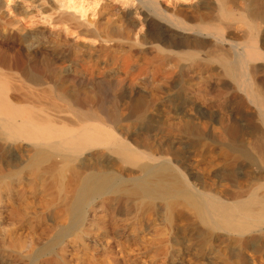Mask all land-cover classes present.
Wrapping results in <instances>:
<instances>
[{"label": "bare ground", "instance_id": "1", "mask_svg": "<svg viewBox=\"0 0 264 264\" xmlns=\"http://www.w3.org/2000/svg\"><path fill=\"white\" fill-rule=\"evenodd\" d=\"M30 170L27 264H264V0H0V192Z\"/></svg>", "mask_w": 264, "mask_h": 264}, {"label": "rangeland", "instance_id": "2", "mask_svg": "<svg viewBox=\"0 0 264 264\" xmlns=\"http://www.w3.org/2000/svg\"><path fill=\"white\" fill-rule=\"evenodd\" d=\"M117 8V7H116ZM100 17L98 18V19H96V21H95V24L97 25V26H102V27H105L106 25H107V19H109V15H108V8L107 7H103V9H100ZM114 12L115 13H118V8L117 9H115L114 10ZM89 20L91 21L92 20V18H89ZM93 21V20H92ZM40 28H42V26H40ZM43 31V30H42ZM33 36H35V35H33ZM48 38H51V40L52 39H54L55 41H54V43H51V40L48 42ZM65 45H68V46H72V47H74V45H72V43H65V42H63L62 41V39L60 38V37H58V36H51V37H49V36H47V37H45L43 40H42V46H43V52L44 51H52V50H54L55 48H57V47H64ZM119 48H120V50H125V46H124V44H122L121 42H120V44H119ZM30 52H33L34 50H35V46L34 47H29V49H28ZM165 60V62H166V64H167V66H168V68H172L173 66H174V64H176V62H179V65H190L194 60H190V59H184V60H180V59H178V58H176L175 60H173V59H170V58H165L164 59ZM210 67L212 66V67H216L217 66V64H215L214 62H212V64L211 63H208V62H206ZM198 70H200V69H197V71L195 72V74L194 75H191V76H193V80L191 81L193 84H197V85H199L200 86V84H202L201 86H204V85H206L207 83H206V80H208V78H209V76H210V74L209 73H205V72H203V71H198ZM197 74V75H196ZM212 75V74H211ZM197 77V78H196ZM213 91H215V89L213 88L212 89ZM214 94H216V92H213ZM212 93V94H213ZM213 94V95H214ZM214 97V96H213ZM211 98H212V96H211ZM28 102H32V104L33 105H39V103H41V104H43L44 106H46L47 108H51V106H50V104L51 103H53L52 101H51V98L50 97H46V96H44V95H42V96H38V97H33V98H31V99H29V101ZM216 126V127H215ZM218 125H214V128H215V131L217 132H219V126L217 127ZM250 142H251V140H250ZM26 172V173H25ZM24 173L26 174L25 176L27 177V178H31V180L29 181H27V180H25L24 182L22 181L21 183H18V184H16L15 186H14V190L10 193V192H5V190H1V192H0V246H2V247H0L2 250H0V264H13V262L15 263V264H27V263H29L27 260L29 259V258H27L28 257V253H30V251H28V249H30L29 248V246H27V245H29V242L31 241L32 242V240H33V227L35 226L34 225V223H35V220L32 218V215H34V213H32L34 210H35V205H37L38 204V201H40L42 198H43V194H41V190H40V187L38 186V184H37V186L35 185L36 184V182L34 181L33 182V179H32V173L34 172V171H32L31 172V170L30 171H25ZM28 172H30V173H28ZM27 173H28V175H27ZM31 175V176H30ZM32 182L34 183V184H32ZM23 183V184H22ZM27 185H28V188H27ZM33 187H32V186ZM246 185H248V184H246ZM23 186V187H22ZM32 188V189H34V192H33V190L30 188V187ZM35 186H36V188H35ZM39 187V188H38ZM24 188H26V189H24ZM38 188V189H37ZM17 189V190H16ZM19 189V190H18ZM20 189H21V191L23 192V194L21 193V191H20ZM28 189H31V190H28ZM248 189H250L251 190V188H248ZM26 190H27V192H26ZM40 190V191H39ZM19 191V192H18ZM39 191V192H38ZM18 192V193H17ZM25 192V193H24ZM29 192H31L30 194H29ZM1 193H2V195H1ZM20 193V194H19ZM26 193H28V194H26ZM34 193V194H33ZM247 193H248V191H247ZM260 193L261 194H264V191H260ZM10 194V195H9ZM17 194H19V195H17ZM25 197V199L27 198V196L28 197H30V198H27L26 200L24 199V197L22 196V195ZM26 194V195H25ZM32 194H33V196H32ZM39 194H41V195H39ZM249 194V193H248ZM21 195V196H20ZM1 196H2V198H1ZM7 196V197H6ZM9 196H11V197H9ZM15 196V197H14ZM34 196H36V197H34ZM5 197V198H4ZM18 197V198H17ZM21 197H23L21 200H20V198ZM41 199H40V198ZM7 199V200H6ZM15 199V200H14ZM33 199H35V200H33ZM37 199V200H36ZM3 200V201H2ZM5 200V201H4ZM18 200V201H17ZM29 200V201H28ZM33 200V203L32 204H34V205H32L31 206V204H29V203H31V201ZM9 201V202H8ZM13 201V202H12ZM17 201V202H16ZM20 201V202H19ZM23 201V202H22ZM27 203H25V202ZM2 203H3V205H2ZM8 203L10 204V206L8 205ZM15 203V204H14ZM26 205H25V204ZM37 203V204H36ZM12 204H14V205H12ZM19 204H21V205H19ZM2 205V206H1ZM9 207H8V206ZM12 205V206H11ZM16 205H18V206H16ZM15 206L16 207H18L19 209H20V206H22L21 207V209H20V211H19V209L18 208H15ZM27 206V207H26ZM28 206H31V211H29V208L30 207H28ZM7 207H8V209H7ZM11 207H13L14 209H17L18 210V212H17V210H12L13 208H11ZM26 208V209H25ZM23 209V210H22ZM24 209H25V211H24ZM34 209V210H33ZM12 212V214H13V216H12V214L10 213V211ZM22 210V211H21ZM14 211V212H13ZM27 211H29V212H27ZM10 213V215H9V213ZM20 212H23V214L22 213H20ZM32 214H31V213ZM4 215H3V214ZM14 213H18L19 215H17V214H15L14 215ZM24 213H28L27 215H26V217H25V214ZM1 215H3V216H1ZM5 215H7L6 217H5ZM17 215V216H16ZM10 217V219H13V218H15V217H17V218H15L16 219V221L14 222L13 220H11L10 221V219H9V217ZM11 216L13 217V218H11ZM30 216V217H29ZM19 217H21V219L19 218ZM28 217V218H27ZM34 217V216H33ZM30 219H32V220H30ZM19 222H18V221ZM29 220H30V222H29ZM22 221V222H21ZM32 221H34V222H32ZM10 222H14L13 224L15 225V223H22L23 224V226H22V224H21V226H19L20 224H18V226H17V224L15 225V227H18V228H16V229H14L15 227L13 226V224L12 225H10L11 223ZM24 222V223H23ZM32 222V223H31ZM33 224V225H31V224ZM27 224V225H26ZM2 225V226H1ZM155 225H157V226H162V215L160 214L159 215V217H158V219L156 220V222H155ZM13 226V228H12V230H13V233H12V230L11 231H9L10 229H11V227ZM29 226V227H28ZM30 226H32V227H30ZM24 229H22V228ZM5 228H7V229H5ZM2 229V230H1ZM3 229H5V230H3ZM18 230V231H17ZM20 230H22V231H20ZM32 230V231H31ZM3 231V234H1V232ZM17 231V232H16ZM24 231V232H23ZM6 232H7V236H5L6 235ZM30 232V233H29ZM17 233H22L19 237H17V235H19V234H17ZM25 235H24V234ZM12 235L11 237H12V239L10 238V236L9 235ZM17 234V235H16ZM30 234V235H29ZM4 235V236H3ZM13 235H14V237H15V239H14V237H13ZM16 235V236H15ZM25 236L26 238H23L22 236ZM28 237H27V236ZM30 236H32L31 237V239H30ZM5 237V238H4ZM8 239H7V238ZM2 238H3V240H2ZM18 238V239H17ZM27 238H29L30 239V241H29V239H28V241L26 240ZM10 239H11V242L13 241V244L10 242ZM23 239V240H22ZM24 239L26 240V242L28 243H24ZM6 240V241H5ZM17 240V241H16ZM21 240L23 241L22 243H24V244H22V243H19V242H21ZM16 241V242H15ZM19 241V242H18ZM10 242L12 245H13V248L14 249H16L15 251H13V252H11L10 251V248H11V244H9L10 246H8L9 248H7L6 249V244L8 245V243ZM30 242V243H31ZM19 245L20 244V246L21 245H23V246H21V248H23V250H25V251H23L21 248V251H23V252H21V251H18L17 252V250L19 249V247L20 246H18L17 244ZM24 245H25V247H24ZM16 246H17V248H16ZM28 248H27V247ZM180 247V246H179ZM12 248V249H13ZM3 249H5V250H3ZM7 250H9V251H7ZM28 251V253H25V252H27ZM19 252H21V253H19ZM11 255H10V254ZM25 253V254H24ZM3 254V255H2ZM5 254H6V256H5ZM20 254V255H19ZM7 255H8V257H7ZM10 255V256H9ZM27 255V256H26ZM11 256H12V258H11ZM16 256V257H15ZM24 256H26V257H24ZM5 257V258H4ZM183 258V259H182ZM5 259V260H4ZM25 259V260H24ZM185 259V260H184ZM192 261H194V263H193V261L191 262L190 260ZM180 260H182V261H180ZM2 261H3V263H2ZM24 261H26V262H24ZM190 261V262H189ZM197 261V262H196ZM178 262L179 263H177V264H190V263H192V264H198V262H199V260H197V259H192V258H188L187 256H182V257H180L179 258V260H178ZM235 263V262H234ZM233 263V264H234Z\"/></svg>", "mask_w": 264, "mask_h": 264}]
</instances>
